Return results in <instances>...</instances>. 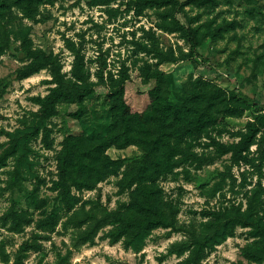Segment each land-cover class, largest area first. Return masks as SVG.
I'll list each match as a JSON object with an SVG mask.
<instances>
[{"label":"rangeland","instance_id":"1","mask_svg":"<svg viewBox=\"0 0 264 264\" xmlns=\"http://www.w3.org/2000/svg\"><path fill=\"white\" fill-rule=\"evenodd\" d=\"M164 1L0 0V264H264V236L232 222L239 212L264 228V0ZM26 50L55 63L26 76ZM157 74L197 116L218 89L222 110L236 111L213 109V124L186 137L204 163L159 174L145 213L133 175L146 150L112 144V125L117 94L144 112ZM113 212L173 225L118 237Z\"/></svg>","mask_w":264,"mask_h":264},{"label":"trees","instance_id":"2","mask_svg":"<svg viewBox=\"0 0 264 264\" xmlns=\"http://www.w3.org/2000/svg\"><path fill=\"white\" fill-rule=\"evenodd\" d=\"M167 1L168 0H165L164 3ZM188 33L191 35L190 42L192 54L196 56L197 48L199 47L196 33L191 29H188ZM26 51L30 57L33 58L32 65L26 71H23V74L26 76L37 73L48 66L52 67L55 63L53 56L50 54L45 52ZM155 77L156 86L149 91L150 104L144 112L133 111L123 100V92L117 94L119 101L118 107L120 110L118 114L116 113L112 125V130L116 131L111 142L112 144L118 145L119 147L135 144L142 146L146 150L145 157L139 162L136 167L137 170L133 175L139 184V190H136L138 192V201L136 203L145 205H142L143 208H147L144 209L145 213H150L152 204L158 196L159 189L156 188V179L159 174L169 173L181 164L180 162L186 163V161H192L198 163L200 166L204 163L200 156L191 151V144L186 141V137L191 135L192 137L200 136L202 131H205L206 125L213 124L216 119L214 118L216 113L213 112V109L218 112L222 111L220 114L224 115H233L236 111L233 107L231 108L229 103L222 110V102L218 101L220 99L218 92L221 90L218 89L214 94L215 99L208 102L206 112L197 116L196 114H198V111L192 109L191 106H187L186 103H175L170 101L169 92L165 90V80L163 76L157 74ZM63 88L62 84H59V86L53 90L52 96L48 100L41 102L42 111L45 116L51 114L53 102L63 93ZM85 94H88V91L82 90L80 96H85ZM233 98L236 103L241 104L245 108L259 109L257 104L237 94L233 95ZM254 131L255 130H251L246 143L250 142V138ZM85 155L78 153V151H74L73 155L75 164L82 169L90 164L89 158ZM67 176L68 173L66 172L62 175L64 189L66 188L64 183ZM64 193L66 196L68 195L67 188ZM141 199H143V202H141ZM110 216L120 221L119 226L121 231L118 233V237L127 235L132 230L130 227H133L134 224L137 234L150 231L156 227H170L173 225L163 214H160L159 218H147L142 222L134 223L128 222L119 213L113 212ZM232 222L253 226L259 231L261 236H264V228L261 222L250 218V216L237 212L232 218ZM197 241L200 244V249L196 251L195 262L201 257V251L206 245L199 240ZM91 242L93 243V240H91ZM182 245H184V251L188 250L187 244Z\"/></svg>","mask_w":264,"mask_h":264}]
</instances>
